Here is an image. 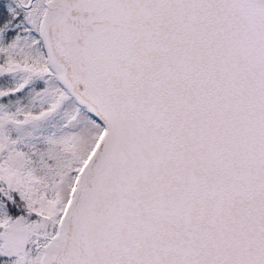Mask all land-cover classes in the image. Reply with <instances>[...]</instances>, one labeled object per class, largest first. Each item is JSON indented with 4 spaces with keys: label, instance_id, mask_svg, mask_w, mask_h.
<instances>
[{
    "label": "snow or ice",
    "instance_id": "1",
    "mask_svg": "<svg viewBox=\"0 0 264 264\" xmlns=\"http://www.w3.org/2000/svg\"><path fill=\"white\" fill-rule=\"evenodd\" d=\"M0 264H264V0H0Z\"/></svg>",
    "mask_w": 264,
    "mask_h": 264
}]
</instances>
